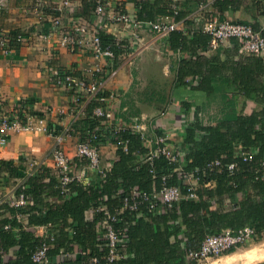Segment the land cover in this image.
Instances as JSON below:
<instances>
[{"label":"trees","instance_id":"1","mask_svg":"<svg viewBox=\"0 0 264 264\" xmlns=\"http://www.w3.org/2000/svg\"><path fill=\"white\" fill-rule=\"evenodd\" d=\"M171 0H148L137 2L139 10L137 17L140 20H155L160 15L173 16L177 21L182 18L184 10L174 11L170 6ZM95 3L88 1L91 16ZM102 46H110L116 57L125 51L126 43L109 33L100 32ZM208 35L202 31V25L188 30H173L166 36V43L171 49H186L195 54V49H207ZM232 53H228L226 60L217 55L207 58L196 55L195 58L181 59L177 81L186 85L184 78L188 75H197L196 83L190 89L199 91L206 96L221 93L224 109L221 116L214 122L204 124L198 118L196 109L194 119L186 129V136L181 147L185 151L184 159L187 164L184 172L198 170L200 186L195 189L196 199H181L170 208L158 205L156 210L148 212L147 202L139 203L138 212L126 210L121 215V221L115 223L117 229H124L127 239L119 245L121 257L108 261L109 252L105 240L96 233L97 223L105 215L96 210L92 221L84 219V212L88 207L97 208L107 205L109 212H114L123 204V196L129 194L132 188L150 194L161 186V176L168 175L167 185H175L182 193L187 192L189 185L183 179L177 178L173 172L177 164L169 162L163 155H157L149 163L146 156L148 148L143 146L141 136L128 128L115 132L114 127L100 125V120L87 117L80 123L83 128L93 130L102 143L107 136L116 141L119 136L126 142V150L117 149L118 159L113 161L111 169L105 173L103 179L99 176L89 183L72 180L67 184L69 194L64 196L55 176H50L48 182H43L48 173L43 167L39 176L31 177L29 189L24 190L26 198L33 204L28 210H38L37 204L49 207L45 216H30L29 221L36 223H51L55 226L57 219H62L61 228L49 230L48 238L41 240L33 236L32 232L24 229L16 222L15 216L10 220L0 219V250L5 252L9 247L18 246L15 257L3 263L0 253V264H34L31 253L42 242L50 240L53 234L54 248L48 254L54 257L60 248L64 253L73 251V245L81 247L82 252L77 257H64L56 264H196L186 257L188 249H197L200 242L207 235L218 234L229 228L238 230L250 226L258 239L264 238V61L254 54L240 53V59L234 60L232 54L237 52L235 40H231ZM193 54V55H194ZM213 60L212 64L210 60ZM72 68L75 69L74 66ZM224 87L232 90L229 98ZM234 94H242L245 98L254 100L259 109L250 113L237 112L234 103ZM107 95L105 91L86 104L87 114L101 105L100 96ZM184 106L187 108L188 103ZM86 135L84 136V138ZM83 138V139H84ZM199 138V139H197ZM241 146L253 153L250 162H243L236 157V148ZM237 146V147H236ZM216 159L222 164L232 161L238 162L239 170L230 174L226 168L220 171L202 170L208 163ZM2 165V164H1ZM8 169V165H5ZM0 169H4L0 166ZM11 174L14 169H9ZM215 181L213 187L206 186L207 182ZM74 193V194H73ZM73 194V195H72ZM72 195V196H71ZM107 195V199L103 196ZM45 197H57L60 202L49 203ZM227 200V205L224 204ZM216 203V206H211ZM22 209L19 208V211ZM70 217L71 221L67 222ZM4 223L10 228L19 227L17 233L12 229H4ZM71 228V236L64 228ZM183 230L186 239L182 241L177 233ZM50 264V263H42ZM264 264V261L258 263Z\"/></svg>","mask_w":264,"mask_h":264},{"label":"crops","instance_id":"2","mask_svg":"<svg viewBox=\"0 0 264 264\" xmlns=\"http://www.w3.org/2000/svg\"><path fill=\"white\" fill-rule=\"evenodd\" d=\"M60 1L2 0L3 6L0 10V33L15 30L28 38L26 43L14 45L10 55H4L0 49V102L2 104L0 113L9 112L21 106L30 116L29 123L33 128L25 131L9 130L4 140L0 141V166L4 167L0 169V219L10 220L15 216L16 222L21 227L31 231L33 236L41 240L48 238L50 229L61 228L62 219H57L55 226L51 223L34 224L29 221L30 216H45L49 207L37 204L38 210H28L27 208L33 204L30 198H27L28 203L19 207L12 205L9 198H15L25 189H29L28 180L39 176L43 167L48 170L47 175H44L42 179L43 182H48L50 176L56 177L51 157L56 135L64 129L72 128V134L65 136L59 143V147L71 159L74 175L81 176L87 183L100 177L98 170L85 167V163L77 160L75 156L77 141L83 139L90 131L83 128L80 123L88 116L93 117L92 112L90 115L87 114L88 102L82 104L79 114L70 115L69 94L56 88L51 78L53 69L64 70L72 66L80 74L88 77L91 67L99 61L86 53L70 52L67 48L57 47V36H53L50 40H41L38 36L39 33L50 30L52 20L56 17H61L64 23L69 17L87 19L88 1L94 4L96 0H75L74 13L60 12L57 9ZM140 1L142 0H107L105 2L108 19L101 31L126 43L127 47L117 57L116 72L106 77L102 91H105L107 95L99 97L100 106L106 108L110 114L109 121L102 126L130 130L134 126L137 130L132 132L142 136V144L146 148H149L148 146L152 144L156 136H164L165 143L170 148L182 151L179 161L183 170L187 161L184 159L185 151L181 144L189 123L194 119L196 109H199L198 118L204 124H209L221 116L224 106L220 92L208 97L190 89V85L180 84L177 81L180 61L195 58L196 55L207 58L218 55L221 60H226L228 53H232V44L230 41L224 42L214 50L196 48L194 54L186 49H171L166 43V37H158L145 27L133 29L109 18L117 10L137 13L139 10L137 2ZM148 1L154 2V0ZM178 5L181 10L187 12L176 21L177 30L185 33L211 18L248 23L257 29L263 18L264 0H179ZM162 16L167 15L158 17ZM258 56L264 61V53ZM232 57L234 60L240 59L239 51L232 54ZM210 62L214 63L213 60ZM155 73L160 74L163 85ZM190 76L195 75H187L184 80ZM262 82L264 84V76ZM224 88L230 98L232 90L229 87ZM233 97L237 112L242 110V112L250 113L260 108L254 100L245 98L242 94H234ZM185 103L189 104L187 108L184 106ZM48 107L51 109L50 112L46 111ZM100 151L99 168L108 172L113 161L118 159L117 148L106 136ZM5 165H8L9 169H14V172L12 174L8 172L9 169ZM177 178L181 177L177 176ZM183 182L185 183L184 179ZM215 184V181H211L206 186L213 187ZM199 186L198 182L194 184L195 189ZM45 201L60 202L57 197H45ZM227 203L228 201L224 200V204L227 205ZM215 206L216 203L211 207ZM19 208L22 210L19 211ZM97 208H100L104 215L105 211H108L107 205L104 204ZM95 213L96 208L88 207L84 212V219L92 221ZM70 221L71 218L68 217L67 222ZM18 228H10L8 223H4V229H12L14 233H17ZM64 230L71 236V228L66 227ZM53 234H50V237H54ZM177 237L184 241L185 232L180 230ZM52 240L47 242L48 250L54 248ZM17 249L18 246L14 245L5 252L0 250L3 263L13 259ZM81 252V247L74 244L73 251L70 253H64V250L60 248L54 257H51L48 251L47 254L51 260L50 264H56L66 256L74 258ZM239 253H235V257ZM262 261L264 256L256 261L243 259V262L249 264H258Z\"/></svg>","mask_w":264,"mask_h":264},{"label":"built area","instance_id":"3","mask_svg":"<svg viewBox=\"0 0 264 264\" xmlns=\"http://www.w3.org/2000/svg\"><path fill=\"white\" fill-rule=\"evenodd\" d=\"M107 0H96L95 7L92 10L91 16L87 19H78L69 17L64 23L61 17H56L52 20L50 30L45 33H39L41 40H50L53 36H57V47L67 48L70 52H83L99 63L91 67L90 76L80 74L76 69H53L52 83L59 90L69 94L70 105L68 112L70 115L80 113L82 104L97 100V94L103 90L106 77L116 72L118 63L117 57L110 46H102L100 32L108 19V12L105 6ZM57 9L60 12L74 13L76 10L75 0H61ZM179 0H171L170 6L174 14L179 10ZM2 0H0V10L2 9ZM262 21L259 28L255 29L252 25L243 22L232 20H217L214 18L207 19L202 24V31L208 35L207 49L214 50L220 47L224 42L235 40L238 46L239 53H250L259 55L264 53V9ZM114 22L121 23L126 27L137 29L145 27L158 37H166L169 32L177 29V22L173 16H162L155 20H140L136 12H127L122 10L115 11L109 16ZM28 41L27 36L17 31H6L0 33V49L4 55H10L14 45H21ZM117 42H120L117 40ZM109 72V73H107ZM107 73V74H106ZM198 76H190L185 79L188 85L196 83ZM2 104L0 102V108ZM47 112L51 109L46 108ZM92 116L100 120V125H105L110 118V114L106 108L96 106L92 111ZM30 116L21 106L15 107L9 112L0 113V141L4 140L9 130H32V125L29 123ZM122 127L115 128V132L122 130ZM72 128L64 129L55 137V145L51 152L53 166L61 193L64 196L69 194L67 184L72 180L87 183L81 176L74 175L72 172V161L66 155L63 149L59 147V143L65 136L72 133ZM142 137V136H141ZM144 137V136H143ZM116 141H112L116 148L126 150V142L119 136H115ZM151 146V147H150ZM148 146V154L146 161L152 162V159L157 155H163L169 162L177 164L174 170L178 177H181L189 185L186 193H182L180 188L175 185H167V174L161 176V186L158 190H153L150 194L144 193L136 188H132L127 195L123 196V204L119 208H115L114 212L105 211V217L97 223L96 233L100 238L105 240V245L109 252L106 256L108 261L114 258L121 257L119 253V245L127 239L126 231L117 229L115 223L121 221V215L124 211L138 212L139 203L147 202V211L151 212L158 208V205H163L165 208H170L174 203L181 199H196L194 184L198 182V170L184 172L181 167L179 157L182 154L180 149L173 150L165 143V138L162 135L156 136L152 144ZM102 141L98 138L96 130L88 132L84 139L78 140L76 143L75 156L77 160H84L85 167L93 170H98L100 178L103 179L106 171L99 168L100 150ZM236 157L243 162H250L253 153L241 147L236 148ZM264 163V162H263ZM233 174L239 170L238 162L232 161L222 164L221 160L216 159L211 161L202 170V175L206 171H220L221 168ZM210 182H207L208 185ZM10 203L14 206H22L28 203L27 198L21 193L15 198H9ZM107 199V195L103 196ZM96 210H101L96 208ZM8 228V226H5ZM256 236V232L250 226H244L238 230L229 228L221 230L218 234L205 236L200 242L197 249H188L186 257L190 261H201L209 257L219 256L232 248H236L247 240ZM52 240L53 237L51 236ZM49 244L42 242L31 253V260L34 264L50 263V257L47 254ZM93 259V263L96 264Z\"/></svg>","mask_w":264,"mask_h":264},{"label":"rangeland","instance_id":"4","mask_svg":"<svg viewBox=\"0 0 264 264\" xmlns=\"http://www.w3.org/2000/svg\"><path fill=\"white\" fill-rule=\"evenodd\" d=\"M155 74L157 75L159 82L163 85V81H162L163 79L160 76V74L159 73H155ZM93 130H96V128ZM131 130L136 131L137 129H136V127L133 126V127H131ZM81 162L85 163L84 160H81ZM173 172H175V171H173ZM257 245H262V239H258L256 236H253L252 238L247 240L245 243L238 246L237 249L232 248V249L228 250L227 252H225L219 256L209 257L207 259L196 262V264H227L228 261L230 262L228 264H238V263L239 264H249V263L243 262V260L242 261H240V260L233 261V259L236 256L235 253H237V252L239 253L241 251L253 248L254 246H257ZM232 252H234V254H232Z\"/></svg>","mask_w":264,"mask_h":264},{"label":"bare ground","instance_id":"5","mask_svg":"<svg viewBox=\"0 0 264 264\" xmlns=\"http://www.w3.org/2000/svg\"><path fill=\"white\" fill-rule=\"evenodd\" d=\"M263 256H264V243L262 245H257L251 249L245 250L244 252L242 251L241 253H239L237 257L233 259V261L243 260V259L248 261H256L261 259ZM228 263L230 262L228 261L227 264Z\"/></svg>","mask_w":264,"mask_h":264}]
</instances>
